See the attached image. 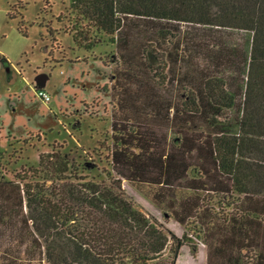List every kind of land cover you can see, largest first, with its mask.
I'll return each mask as SVG.
<instances>
[{"label":"trees","instance_id":"1","mask_svg":"<svg viewBox=\"0 0 264 264\" xmlns=\"http://www.w3.org/2000/svg\"><path fill=\"white\" fill-rule=\"evenodd\" d=\"M72 1L109 36H119L131 17L250 32V57L242 53L239 61L248 67L245 87L240 72L204 76L196 95L174 104L146 81L149 128L112 126L116 178L79 177L53 151L39 155L42 172L0 181V224L12 236L0 264H176L185 246L195 258L190 238H179L130 200L124 181L160 211L170 210L180 226L194 224L196 235L206 236L207 264H264V0ZM19 31L27 36L22 23ZM74 36L88 50L98 44ZM235 51L227 53L236 59Z\"/></svg>","mask_w":264,"mask_h":264},{"label":"rangeland","instance_id":"2","mask_svg":"<svg viewBox=\"0 0 264 264\" xmlns=\"http://www.w3.org/2000/svg\"><path fill=\"white\" fill-rule=\"evenodd\" d=\"M72 2L0 0V181L42 172L39 155L53 151L66 156L79 177L116 178L112 126L149 128L146 81L156 87V96L174 104L196 95L204 76L230 78L240 72L242 86L246 83L248 67L239 61L243 54L250 57V32L220 34L193 24L156 25L131 17L119 36H109L85 20ZM11 12L20 15L10 19ZM21 23L27 36L19 31ZM76 32L83 45L98 44L91 50L77 45ZM234 49L236 59L227 53ZM222 52L226 57L218 59ZM39 80L48 83L50 104L35 96L38 88H45ZM157 125L163 124L152 127ZM161 130L167 129L157 128ZM169 131L171 138L174 133ZM123 189L176 236L186 234L197 247L195 264L206 263V236L198 237L194 224L180 226L170 210L160 211L126 181ZM11 238L0 224V254L9 249ZM186 256L188 249L182 251L180 264Z\"/></svg>","mask_w":264,"mask_h":264},{"label":"crops","instance_id":"3","mask_svg":"<svg viewBox=\"0 0 264 264\" xmlns=\"http://www.w3.org/2000/svg\"><path fill=\"white\" fill-rule=\"evenodd\" d=\"M39 82V84H41V86H39V87H45V88H42V89H45L47 92H48V88H47V81L46 80H39L38 81ZM38 89H40V88H38ZM37 89V90H38ZM35 96L37 97V95H36V91H35ZM38 98V97H37ZM39 99V98H38ZM40 100V99H39ZM42 103H44L42 100H40ZM52 102V101H51ZM50 102V103H51ZM49 103V104H50ZM46 104V103H45ZM185 249H188V256H186V261H185V264H195L196 263V259H197V257L199 256V255H197L195 258L192 256V254H191V252H190V249L188 248V247H183L182 249H181V251H180V254H179V257H178V259H177V262H176V264H180L181 262L180 261H182L181 259H182V257H181V253H182V251H184ZM206 252V255H205V259H206V263L205 264H207V251H205ZM180 262V263H179Z\"/></svg>","mask_w":264,"mask_h":264},{"label":"built area","instance_id":"4","mask_svg":"<svg viewBox=\"0 0 264 264\" xmlns=\"http://www.w3.org/2000/svg\"><path fill=\"white\" fill-rule=\"evenodd\" d=\"M36 95L46 104H49L51 102V95L44 89H38Z\"/></svg>","mask_w":264,"mask_h":264},{"label":"water","instance_id":"5","mask_svg":"<svg viewBox=\"0 0 264 264\" xmlns=\"http://www.w3.org/2000/svg\"><path fill=\"white\" fill-rule=\"evenodd\" d=\"M39 86H41V84H39Z\"/></svg>","mask_w":264,"mask_h":264}]
</instances>
